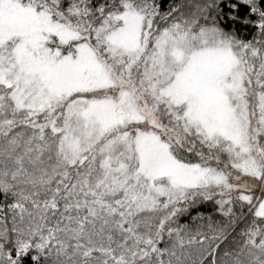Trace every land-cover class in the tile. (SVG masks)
Returning <instances> with one entry per match:
<instances>
[{
	"label": "snow or ice",
	"instance_id": "6c2138e0",
	"mask_svg": "<svg viewBox=\"0 0 264 264\" xmlns=\"http://www.w3.org/2000/svg\"><path fill=\"white\" fill-rule=\"evenodd\" d=\"M0 264H264V0H0Z\"/></svg>",
	"mask_w": 264,
	"mask_h": 264
}]
</instances>
